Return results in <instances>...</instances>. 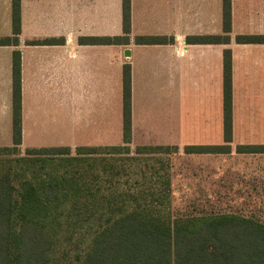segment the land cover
<instances>
[{
  "label": "crops",
  "instance_id": "0c3cea01",
  "mask_svg": "<svg viewBox=\"0 0 264 264\" xmlns=\"http://www.w3.org/2000/svg\"><path fill=\"white\" fill-rule=\"evenodd\" d=\"M223 6L224 0H131L129 42L111 43L105 39L124 35L122 0H21L19 43L0 45V127L13 141V54L20 50L22 143L30 148L61 145L51 140L123 141L126 64L131 141H221L223 59L230 48L232 139H246L236 124L245 122L247 104L264 96V42L237 37L264 35V0H231L229 43L187 40L222 35ZM12 35V0H0V38ZM137 36L168 40L136 43Z\"/></svg>",
  "mask_w": 264,
  "mask_h": 264
},
{
  "label": "trees",
  "instance_id": "16d2710c",
  "mask_svg": "<svg viewBox=\"0 0 264 264\" xmlns=\"http://www.w3.org/2000/svg\"><path fill=\"white\" fill-rule=\"evenodd\" d=\"M123 36L106 38L111 43L129 42L131 30V0H122ZM13 35L0 38V45L19 43L21 32V0H12ZM231 0H224L223 34L189 36L192 42H230ZM239 42H264V35L245 34ZM166 36H137L136 43L166 42ZM232 58L230 48L223 59V144L186 145L188 153H227L232 141ZM21 52L13 54V147L22 143ZM131 71L123 69V143L131 142ZM118 147V146H117ZM117 147H113L117 149ZM100 146H77L79 154L98 152ZM155 148H160L159 146ZM242 153H264V143L238 144ZM28 161L45 156L69 154L71 146L29 148ZM68 178L52 177L35 182L20 181L16 190L12 174L0 172V264H49V252L54 246L59 214L71 195L79 194L81 186L72 189ZM18 191V192H17ZM92 194V192H90ZM79 195H76L78 197ZM90 203L72 201L75 222H87L90 215L83 209ZM152 204V203H149ZM108 202L110 215L102 230L94 237L91 250L77 264H264V223L236 214H219L199 218L171 220L159 214L145 212L140 204L133 212L113 217L120 206ZM145 206V205H143ZM148 206V205H147ZM155 204L153 203V205ZM92 211V210H91ZM101 218V216H100Z\"/></svg>",
  "mask_w": 264,
  "mask_h": 264
},
{
  "label": "rangeland",
  "instance_id": "374dc122",
  "mask_svg": "<svg viewBox=\"0 0 264 264\" xmlns=\"http://www.w3.org/2000/svg\"><path fill=\"white\" fill-rule=\"evenodd\" d=\"M258 99L245 107L241 117L245 122L236 124L237 131L248 134L246 139L233 138L231 151L227 153L185 151L186 145L193 143L223 144V127L221 141L176 139L174 143L164 141L158 144L160 148H155L141 141L124 144L113 138L110 144L100 146L98 152L91 154H79L77 143L70 140H51L70 145L71 152L28 161L32 155L28 152V141L14 150L1 149L13 147L5 125H1L0 172L8 170L12 174L16 190L25 178L37 182L52 177L61 179L63 175L72 189L77 184L81 186L76 194L79 196H69L61 208V224L49 252V264H77L85 259L94 237L102 230L103 220L111 214L106 207L108 202L113 206L124 205L112 213L113 217L133 212L140 204L139 209L171 220L226 213L264 223V153L236 150L239 143H264V96ZM75 198L90 203L82 209L90 215L89 221L75 222L77 215L72 205ZM153 203L155 206H151Z\"/></svg>",
  "mask_w": 264,
  "mask_h": 264
}]
</instances>
